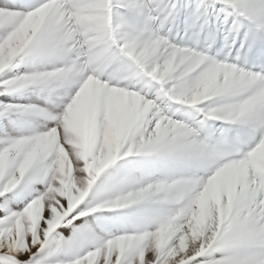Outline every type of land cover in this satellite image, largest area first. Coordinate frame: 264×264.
<instances>
[{"label":"snow or ice","instance_id":"snow-or-ice-1","mask_svg":"<svg viewBox=\"0 0 264 264\" xmlns=\"http://www.w3.org/2000/svg\"><path fill=\"white\" fill-rule=\"evenodd\" d=\"M0 264H264V0H0Z\"/></svg>","mask_w":264,"mask_h":264}]
</instances>
